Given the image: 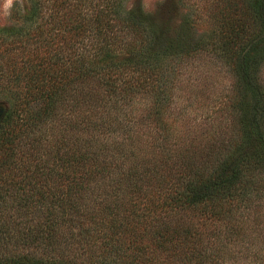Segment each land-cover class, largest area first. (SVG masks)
I'll return each instance as SVG.
<instances>
[{
	"label": "trees",
	"instance_id": "obj_1",
	"mask_svg": "<svg viewBox=\"0 0 264 264\" xmlns=\"http://www.w3.org/2000/svg\"><path fill=\"white\" fill-rule=\"evenodd\" d=\"M25 2L0 26V264H264V243L240 249L264 174V0H219L207 44L235 135L179 102L171 61L203 42L128 0Z\"/></svg>",
	"mask_w": 264,
	"mask_h": 264
},
{
	"label": "rangeland",
	"instance_id": "obj_2",
	"mask_svg": "<svg viewBox=\"0 0 264 264\" xmlns=\"http://www.w3.org/2000/svg\"><path fill=\"white\" fill-rule=\"evenodd\" d=\"M131 2V3H130ZM23 8L25 0H0V26L14 23L10 18L12 6ZM219 0H128L129 7L138 6L142 13L160 32L161 36H175L179 33L186 38L189 47L204 43L202 51L191 53L189 58L181 64L171 61L172 65H179L185 72L181 76L178 92L181 94L179 102L189 103L186 109L190 118L198 129L216 130L235 135V118L229 107L232 95V77L227 65L222 59L213 55L207 45L215 29V12ZM178 67V66H177ZM264 79V69L262 72ZM188 96L189 100L185 99ZM6 102L0 99V117H2ZM215 119V121H212ZM210 131V132H211ZM255 194L251 198L245 215L256 216L253 219L254 232L249 237L241 238V251L255 252L264 243V174L254 178ZM258 196V197H256ZM250 217V219H251ZM264 246H262V249ZM232 257V256H231ZM234 259V258H233ZM227 264H262V260H233ZM241 259V257H240Z\"/></svg>",
	"mask_w": 264,
	"mask_h": 264
}]
</instances>
